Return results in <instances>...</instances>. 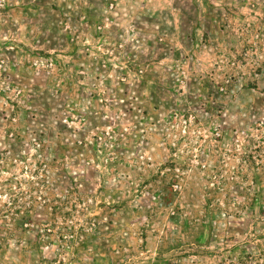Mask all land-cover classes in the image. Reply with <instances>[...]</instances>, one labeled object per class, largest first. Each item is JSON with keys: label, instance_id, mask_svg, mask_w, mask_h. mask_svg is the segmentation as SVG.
I'll use <instances>...</instances> for the list:
<instances>
[{"label": "rangeland", "instance_id": "obj_1", "mask_svg": "<svg viewBox=\"0 0 264 264\" xmlns=\"http://www.w3.org/2000/svg\"><path fill=\"white\" fill-rule=\"evenodd\" d=\"M0 264H264V0H0Z\"/></svg>", "mask_w": 264, "mask_h": 264}]
</instances>
